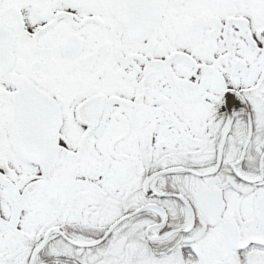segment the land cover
Here are the masks:
<instances>
[{
  "label": "snow or ice",
  "instance_id": "6c2138e0",
  "mask_svg": "<svg viewBox=\"0 0 264 264\" xmlns=\"http://www.w3.org/2000/svg\"><path fill=\"white\" fill-rule=\"evenodd\" d=\"M0 264H264V0H0Z\"/></svg>",
  "mask_w": 264,
  "mask_h": 264
}]
</instances>
